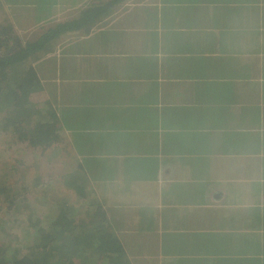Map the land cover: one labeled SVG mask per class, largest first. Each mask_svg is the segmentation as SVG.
Segmentation results:
<instances>
[{
    "label": "crops",
    "instance_id": "1",
    "mask_svg": "<svg viewBox=\"0 0 264 264\" xmlns=\"http://www.w3.org/2000/svg\"><path fill=\"white\" fill-rule=\"evenodd\" d=\"M104 16L38 68L60 145L114 194L106 225L145 264H264V0H127Z\"/></svg>",
    "mask_w": 264,
    "mask_h": 264
},
{
    "label": "trees",
    "instance_id": "2",
    "mask_svg": "<svg viewBox=\"0 0 264 264\" xmlns=\"http://www.w3.org/2000/svg\"><path fill=\"white\" fill-rule=\"evenodd\" d=\"M123 1L127 0L91 5L78 19L46 26L40 37L31 40L17 35L14 29L4 28L3 32L0 29V42L4 44V50L0 48V134L10 133L36 150L54 149L53 155L59 152L56 149L62 141L59 118L49 105L45 111L38 108L33 97L40 94L42 87L34 66L28 61H37L54 52L57 41L69 31L90 32L115 4ZM2 5L0 0V8ZM69 178L64 177L66 186L84 194V187L77 184L79 178H74V182ZM74 210L66 203L53 226L44 228L35 220L21 235L12 234V241L0 245V264H131L122 242L114 234L103 231L106 225L100 222L101 228L80 232L87 224L75 220ZM98 210L99 213L93 214L104 217L102 208ZM23 246L26 253L20 251Z\"/></svg>",
    "mask_w": 264,
    "mask_h": 264
},
{
    "label": "rangeland",
    "instance_id": "3",
    "mask_svg": "<svg viewBox=\"0 0 264 264\" xmlns=\"http://www.w3.org/2000/svg\"><path fill=\"white\" fill-rule=\"evenodd\" d=\"M100 1L2 0L0 29L2 32L4 28L14 29L22 38L35 39L42 33L43 28L49 26L48 23L79 15L80 8H87ZM21 12L28 13L32 17V22L24 21L19 14ZM12 43L13 41L9 45ZM0 48L4 50L2 41ZM41 59L43 57L37 61L29 60L28 63L34 66L38 79L46 87L49 82L42 77V69L38 68ZM35 96L33 98L38 102V108L43 111L49 109V104L42 100L44 99L42 93H36ZM50 110L53 111L51 107ZM56 149L59 152L53 155L54 149L36 150L31 148L28 142L22 143L10 133L0 134V245L4 241L8 243L12 241V237L10 238L12 234L21 235L29 223L35 220H39L44 228L53 226L54 219L66 203L75 208L76 211L73 212L75 220L87 224L80 229L83 234L93 232L97 227L101 228V224L112 225V219L107 213L112 211L108 208L112 207L114 194L100 191L98 173L92 172L84 161L86 168L81 169L84 164L74 156L72 158L68 155L66 144L63 143ZM68 176L70 182H74L76 177L79 178L77 184L84 187V194L81 195L75 189L66 186L64 177ZM99 207L102 208L104 217L93 214L99 213V210L96 212ZM108 224L104 226L103 231L114 234V229ZM124 246L125 255L131 264H145L142 251L139 252L135 248L133 251L128 244ZM25 247L23 246L20 251L26 253Z\"/></svg>",
    "mask_w": 264,
    "mask_h": 264
}]
</instances>
